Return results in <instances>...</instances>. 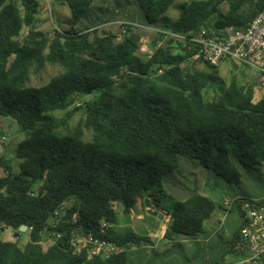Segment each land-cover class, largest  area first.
<instances>
[{
	"label": "trees",
	"instance_id": "trees-1",
	"mask_svg": "<svg viewBox=\"0 0 264 264\" xmlns=\"http://www.w3.org/2000/svg\"><path fill=\"white\" fill-rule=\"evenodd\" d=\"M55 1L70 8L71 18L65 30L46 34L37 29L42 0H0V119L16 120L24 136L15 150L18 172L0 156V232H30L24 248L0 235V264H132L131 246L152 241L119 228L117 208L145 210L146 199L170 220L165 240L183 249L180 238L204 234L218 210L227 212L201 193L203 179L212 174L242 188L246 174L264 166V97L255 99V82L233 77L227 86L218 67L197 69L188 49L164 42L161 31L244 30L264 0H192L176 6V20L168 14L177 0H134L143 25L159 30L153 55L140 54L135 27L122 39L100 30L125 18L119 0L106 8L97 6L106 0ZM47 66L62 71L46 85H30ZM189 174L199 182L190 192L177 182ZM255 200L264 204L245 194L234 200L241 226L232 254L241 205ZM79 236L122 252L89 259L72 244ZM48 239L53 244L45 249Z\"/></svg>",
	"mask_w": 264,
	"mask_h": 264
},
{
	"label": "rangeland",
	"instance_id": "rangeland-1",
	"mask_svg": "<svg viewBox=\"0 0 264 264\" xmlns=\"http://www.w3.org/2000/svg\"><path fill=\"white\" fill-rule=\"evenodd\" d=\"M113 0H106V3H97V6L108 7L111 6ZM134 0H119L122 3L118 6V10L127 11L124 17L117 19H109L105 26L100 30H105L119 35L121 28L115 24L118 20H126L137 22L141 27L137 28V31L142 34L141 50L140 54L145 55L146 48H151L152 41L157 36V31L153 28L144 26L139 13L135 10L136 6L133 3ZM192 0H177L175 8L169 12V16L173 19H178L179 11L176 6L182 3L190 2ZM113 7L116 4L113 2ZM103 17L104 15H101ZM95 17V16H93ZM71 18L70 8L55 0H42V10L37 23V29L43 31L46 34H52L55 30H65L67 27L64 24L65 21ZM28 31H24L25 37ZM148 41V43H144ZM162 44V43H161ZM164 44V43H163ZM196 68L199 70H206L213 72L214 70L208 68L206 65L196 64ZM62 69L58 66H47L46 70L40 75L32 74L30 85L43 86L48 84L51 79L58 75ZM218 75L221 80L228 86L233 77H236L240 83L245 84L247 82H257L256 73L254 71H247L242 73L239 71L232 62H225L218 68ZM217 88V87H215ZM214 90L209 91V97L215 96ZM264 97V92L256 89L255 99L261 100ZM92 97H86L79 100L81 104L85 103ZM62 116L63 113H58ZM80 114L74 117L73 124L78 123ZM24 139V136L19 133L18 123L12 118L0 119V156H6L13 162L15 170L19 171L20 161L15 158V150L19 143ZM256 171L246 174L242 188H236L225 182L223 179L214 175H208V178H202L204 181L200 187L202 194L210 197L211 199L224 204L226 200L234 201L239 195H248L255 199H264V166L256 167ZM199 175V173H197ZM194 174H189L188 178L178 177V181L181 185H186L187 190L193 191L196 185L199 183ZM201 180V178H200ZM186 190V189H185ZM157 211V209H156ZM159 211V210H158ZM160 212L164 214V211ZM118 227L125 228L131 227L139 233H146L148 229L158 230L162 225L170 224L169 218H165L164 221L159 218L149 216L148 211L136 208L131 211V214L125 215L124 209L118 207ZM161 215V214H160ZM241 226V218L237 205H235L230 211L218 210L213 219L206 223V232L199 235L196 238H180V242L183 245V249L173 247L171 243V252L167 255L155 256L152 254V250L147 251L146 254L143 249L139 251L137 246H131L130 256L132 264H135L137 260H140L141 264H228L235 259L234 254L230 253V243L234 239V235ZM0 235L4 241L18 242L19 245L24 248L30 241V232H18L11 229H7L4 232H0ZM148 235V232H147ZM53 244V240L48 239L43 242L44 248L48 249Z\"/></svg>",
	"mask_w": 264,
	"mask_h": 264
},
{
	"label": "built area",
	"instance_id": "built-area-1",
	"mask_svg": "<svg viewBox=\"0 0 264 264\" xmlns=\"http://www.w3.org/2000/svg\"><path fill=\"white\" fill-rule=\"evenodd\" d=\"M115 24L121 28L119 39L127 34L128 26L141 27L137 22L126 20H118ZM156 31L159 32V30ZM161 33L165 35L164 42L174 39L188 49L192 54L188 59L190 64L219 68L225 62H232L242 73L254 71L257 77L256 89L264 92V9L244 30L226 27L218 32L204 29L186 34L170 31H161ZM161 45L163 42L159 43L158 47ZM144 47L146 48L144 53L153 55L152 47L147 45ZM185 66L186 64L183 65ZM160 73H163V70H160ZM77 105L80 106L81 103L78 102ZM233 204L234 201L226 200L223 206L230 211ZM241 211L243 213L242 228L232 248L235 259L228 264H264V204H260L257 200L246 201L242 203ZM72 244L76 253L85 250L89 259L97 256L109 258L122 252L118 245L91 236H79L73 240Z\"/></svg>",
	"mask_w": 264,
	"mask_h": 264
},
{
	"label": "crops",
	"instance_id": "crops-1",
	"mask_svg": "<svg viewBox=\"0 0 264 264\" xmlns=\"http://www.w3.org/2000/svg\"><path fill=\"white\" fill-rule=\"evenodd\" d=\"M117 22V21H116ZM161 215H163L165 218H168L166 213L164 212V214H162L160 211H158ZM165 218L162 220L164 221ZM168 225L164 224L162 225L158 230H151L150 228L148 229V235L147 232L143 233L146 234L152 241L151 245L148 246H137V248L139 249V251L141 249H143V251L147 253L148 249L149 250H157L159 251V255H167L168 253L171 252V242L165 240L164 236H165V232L167 230ZM152 248V249H151ZM142 262L140 260H137L135 264H141Z\"/></svg>",
	"mask_w": 264,
	"mask_h": 264
},
{
	"label": "water",
	"instance_id": "water-1",
	"mask_svg": "<svg viewBox=\"0 0 264 264\" xmlns=\"http://www.w3.org/2000/svg\"><path fill=\"white\" fill-rule=\"evenodd\" d=\"M145 207L148 211L149 216L159 218L160 220L164 219V217L162 215H160V213L158 211H156V209H157L156 206L153 205L149 199L145 200ZM124 208H125V210H124L125 215L131 214V210L127 206H124ZM27 230H28V228L26 226H23V227H21L20 232L23 233V232H26Z\"/></svg>",
	"mask_w": 264,
	"mask_h": 264
}]
</instances>
